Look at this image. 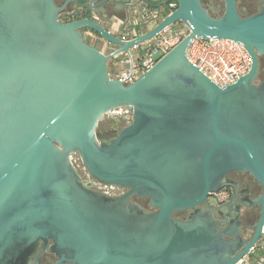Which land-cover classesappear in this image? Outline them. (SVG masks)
I'll return each mask as SVG.
<instances>
[{
	"label": "water",
	"instance_id": "95a60500",
	"mask_svg": "<svg viewBox=\"0 0 264 264\" xmlns=\"http://www.w3.org/2000/svg\"><path fill=\"white\" fill-rule=\"evenodd\" d=\"M175 1L123 40L89 18L60 22L53 0H0V264H29L40 243H50L55 264H237L261 236L264 8L240 15L236 0H222L212 16L201 0ZM176 22L186 34L151 68L127 85L110 77L112 57ZM85 27L117 48L86 43ZM195 37L241 43L248 72L225 86L211 81L186 55ZM119 108L129 123L99 139L102 117ZM74 154L89 177L125 192L93 189ZM230 171L261 186L247 239L239 208L208 204Z\"/></svg>",
	"mask_w": 264,
	"mask_h": 264
},
{
	"label": "flooded vegetation",
	"instance_id": "af4514ba",
	"mask_svg": "<svg viewBox=\"0 0 264 264\" xmlns=\"http://www.w3.org/2000/svg\"><path fill=\"white\" fill-rule=\"evenodd\" d=\"M55 5L61 10L58 12V20L60 22H71L80 19H91L101 24L111 34L118 38H122L125 34L131 33V28L139 31L140 23L132 24L141 9H160L164 6L166 0H53ZM237 9L240 15H248L264 8V0H236ZM203 6L208 9L212 16H216L223 6L222 0H201ZM249 12V13H248ZM248 13V14H247ZM130 24V25H128ZM80 32L83 40L98 48L101 52L108 54L114 51L117 46L104 40L97 32L90 28H81ZM123 53L117 54L110 60L118 58ZM109 60V61H110ZM108 61V62H109ZM259 73L256 83H259L264 76V53L259 56ZM85 172L84 181L93 189L108 195H120L125 189L113 186H106L100 181H96L89 177ZM229 186L224 187L229 193V197L225 202L217 203L213 195L208 197V204L211 206H224L226 210L231 212L239 208L238 214L242 222L241 234L247 239L252 233L253 224L258 217V207L255 205L248 206L261 192V186L254 181L252 176L247 172L230 171L226 175ZM131 201L136 202L148 208L147 199L133 195ZM231 207V208H229ZM187 211L178 212L177 215L183 217L187 215ZM42 250V243L38 245L35 253L30 258L29 264H55L58 256L50 250L49 245ZM60 264H71L68 262Z\"/></svg>",
	"mask_w": 264,
	"mask_h": 264
},
{
	"label": "built area",
	"instance_id": "2783aa9c",
	"mask_svg": "<svg viewBox=\"0 0 264 264\" xmlns=\"http://www.w3.org/2000/svg\"><path fill=\"white\" fill-rule=\"evenodd\" d=\"M176 6V1L166 0L164 6L160 9H141L132 24L155 25L164 16L171 13ZM186 32H172L169 26L152 39L135 45L133 48L142 46L147 52L146 55L141 60L135 61L130 52V55L122 63L124 64L122 71L115 74L114 77H110L120 80L124 85L132 83L171 50ZM138 34L139 31L131 28V33L124 34L122 39L128 40ZM186 55L192 64L197 66L203 74L219 86L234 83L240 76L248 72L251 63L250 54H248L243 45L230 39L195 37L188 43ZM72 160L73 162L75 160L73 156ZM212 195L217 203L225 202L229 197V193L225 189H220ZM237 264H264V226L257 242Z\"/></svg>",
	"mask_w": 264,
	"mask_h": 264
},
{
	"label": "rangeland",
	"instance_id": "374dc122",
	"mask_svg": "<svg viewBox=\"0 0 264 264\" xmlns=\"http://www.w3.org/2000/svg\"><path fill=\"white\" fill-rule=\"evenodd\" d=\"M222 9L223 6H221V11L217 13L216 16H219L222 13ZM249 13V12H248ZM247 13V14H248ZM130 25V24H128ZM149 25H153V24H149ZM171 31L175 32V33H184L186 32V28L183 26L182 23L180 22H176L174 24H172L170 26ZM133 59H135V61L137 60H141L145 55H146V50L142 48V46H139V48H132L130 50ZM128 56L127 55H120L118 58L110 60L107 63V68H108V74L111 77H114L115 74L120 73L122 71V69L124 68V64H122L124 62V59H126ZM130 112L127 111L125 108H119L116 110L111 111L108 114H105L101 121L99 122V125L97 127V136L99 139H109L112 137V128L114 126H119V127H124L126 124L129 123L130 121ZM124 117V119H123ZM74 160V165L76 166L78 172L80 173V175L84 178L85 175V170L82 167V164L78 158V156H76V154L72 155ZM142 206V205H141ZM145 209H148L147 207L143 206Z\"/></svg>",
	"mask_w": 264,
	"mask_h": 264
},
{
	"label": "trees",
	"instance_id": "16d2710c",
	"mask_svg": "<svg viewBox=\"0 0 264 264\" xmlns=\"http://www.w3.org/2000/svg\"><path fill=\"white\" fill-rule=\"evenodd\" d=\"M175 1V0H174ZM123 119H124V117H123ZM121 129V127H119V126H114L113 128H112V137L113 136H115L116 134H117V132L119 131Z\"/></svg>",
	"mask_w": 264,
	"mask_h": 264
}]
</instances>
